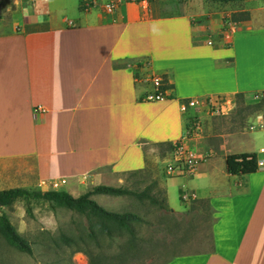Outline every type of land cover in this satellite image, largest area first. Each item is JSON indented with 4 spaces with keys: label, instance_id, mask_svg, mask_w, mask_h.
<instances>
[{
    "label": "crops",
    "instance_id": "crops-1",
    "mask_svg": "<svg viewBox=\"0 0 264 264\" xmlns=\"http://www.w3.org/2000/svg\"><path fill=\"white\" fill-rule=\"evenodd\" d=\"M110 1L0 0V191L66 180L58 191L79 197L124 187L152 164L171 213L187 210L175 208L178 192L186 206L207 201L214 218L212 251L159 264H264V129L229 131L204 105L180 109L264 90V0H120L107 11ZM226 16L237 25L230 43ZM150 74L164 78L167 99L144 100ZM192 117L203 132L185 140ZM182 141L209 157L193 175L169 176L171 151L162 159L159 145ZM241 153L257 155L256 172H228L227 157Z\"/></svg>",
    "mask_w": 264,
    "mask_h": 264
},
{
    "label": "rangeland",
    "instance_id": "rangeland-1",
    "mask_svg": "<svg viewBox=\"0 0 264 264\" xmlns=\"http://www.w3.org/2000/svg\"><path fill=\"white\" fill-rule=\"evenodd\" d=\"M224 115L229 121V131L236 127L246 131L253 119L264 116V103L251 105L235 98L230 111ZM256 134L263 132L256 131L253 135ZM157 152L164 159L160 149ZM147 168L150 173L145 178L128 173L124 187L136 192L146 191L157 198V204L135 196L98 195L94 199L109 211L139 214L142 221L134 223L135 238L120 229L113 237L97 232L94 240L89 236L92 220L86 215L43 199H19L1 211L29 240L33 253H22L3 243L0 264H159L172 253L208 251L214 218L207 205L190 202L186 206L177 192L178 207L175 208L187 210L171 213L164 203V188L156 178L159 171L152 164Z\"/></svg>",
    "mask_w": 264,
    "mask_h": 264
},
{
    "label": "trees",
    "instance_id": "trees-1",
    "mask_svg": "<svg viewBox=\"0 0 264 264\" xmlns=\"http://www.w3.org/2000/svg\"><path fill=\"white\" fill-rule=\"evenodd\" d=\"M182 1V0H178ZM211 2H218L221 4H227L232 2H237L239 0H206ZM234 20L236 19L233 16ZM236 98H241L244 100L243 95H238ZM262 104V103H260ZM256 104V105H260ZM159 149L162 153V156H165L167 151H172L174 149L173 144L165 143L160 144ZM258 157L255 153H241V154H231L226 159L228 172L232 175H241V174H251L258 170ZM150 173V170L146 167L144 169H139L136 171L130 172V174H139L140 176L147 177ZM157 183V181H155ZM154 183V184H155ZM103 194L109 196H135L138 199L147 198L152 204H157L158 200L153 195H150L146 191L136 192L132 191L125 187H112V186H96L87 193L75 197L72 194L65 191L50 190V191H38V190H27L22 188L9 189L0 191V245L5 243L22 253L31 255L33 253L32 245L29 240L20 234L17 228L11 223L8 215L1 211L5 207L10 206L19 199L28 200L29 198L34 199H43L54 203L59 207L66 208L78 212L80 214L86 215L92 223L90 225L89 236L92 239L97 238V232L103 233L108 237H113L114 233L118 230L126 231L130 237H136L134 223L142 221V218L139 214L134 212H125L117 213L105 209L103 206L98 204L95 200L91 198L92 195ZM164 194V203L167 207L166 201V190L163 189ZM201 202L207 205L208 210L210 211V206L207 201H194ZM133 241L130 240V247L132 246ZM214 249V241L211 234V243L208 251ZM208 251H199V252H208ZM180 255V254H176Z\"/></svg>",
    "mask_w": 264,
    "mask_h": 264
},
{
    "label": "built area",
    "instance_id": "built-area-1",
    "mask_svg": "<svg viewBox=\"0 0 264 264\" xmlns=\"http://www.w3.org/2000/svg\"><path fill=\"white\" fill-rule=\"evenodd\" d=\"M120 4V0H111L108 4L105 5L107 11H113ZM92 6L91 1H86L83 3V8L89 9ZM224 29H223V38L227 43H230L232 40V35L236 30V23L231 20L229 16L225 17L224 20ZM212 44V41L208 42ZM148 66V63L145 64ZM146 81H150L153 85L154 91L148 93L144 100L145 101H158L167 99V91L169 87H166L164 78L158 74H150L145 77ZM139 80V77H138ZM244 100L248 104L256 105L264 102V90L253 92L250 95L244 97ZM233 104V100L227 97H218V98H208L201 101L199 98H189L185 102H182L180 109L182 112H187L189 108H194L199 105H204L210 113L214 115H224L228 113ZM41 111H44L41 108ZM250 130L255 129H264V119L252 123L250 125ZM203 132L202 121L199 117H192L187 122V125L184 129L183 139L188 140L195 137H200ZM174 149L171 151V158L166 162V174L169 176H187L193 175L197 172L199 165L202 161L207 159L208 155H202L197 151L189 148L186 144L178 142L173 145ZM260 153L264 154V147L260 149ZM62 184H66V180L54 181L51 183V188L53 190H58ZM184 201H190L188 195H182Z\"/></svg>",
    "mask_w": 264,
    "mask_h": 264
}]
</instances>
